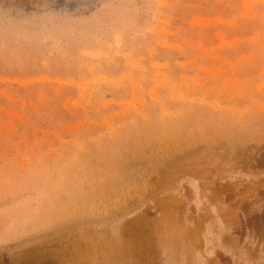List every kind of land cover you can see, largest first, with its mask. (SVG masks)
Listing matches in <instances>:
<instances>
[{
	"label": "rangeland",
	"instance_id": "374dc122",
	"mask_svg": "<svg viewBox=\"0 0 264 264\" xmlns=\"http://www.w3.org/2000/svg\"><path fill=\"white\" fill-rule=\"evenodd\" d=\"M0 264H264V0H0Z\"/></svg>",
	"mask_w": 264,
	"mask_h": 264
},
{
	"label": "bare ground",
	"instance_id": "6f19581e",
	"mask_svg": "<svg viewBox=\"0 0 264 264\" xmlns=\"http://www.w3.org/2000/svg\"><path fill=\"white\" fill-rule=\"evenodd\" d=\"M50 30H51V29H50ZM161 134H162V133H161ZM158 136H160V135H158ZM158 136H157V137H158ZM164 136H165V135H164ZM164 136H163V137H164ZM210 137H211V136H210ZM210 137H208V138H210ZM234 137L236 138V136H234ZM238 137H239V136H238ZM206 138H207V137H206ZM208 138H207V140H208ZM147 139H149V141H150V136H149V138H147ZM160 139H161V138H160ZM164 139H165V137L163 138V140H164ZM211 139H212V138H211ZM214 139H216V138H214ZM236 140H237V139H236ZM149 141H148V142H149ZM151 141H152V140H151ZM191 141H192V139H191ZM191 141H190V143H191ZM208 141H209V140H208ZM213 141H214V140H213ZM213 141H212V142H213ZM216 141H217V140H216ZM162 142H163V141H162ZM177 143H178V142H177ZM188 143H189V141H188ZM188 143H187V144H188ZM187 144H186V145H187ZM214 144H215V143H214ZM214 144H213V145H214ZM137 145H138V144H137ZM137 145H136V146H137ZM147 145H148V143H147ZM164 145H166V144H163V146H164ZM173 145H174V144H173ZM207 146H208V145H207ZM209 146H210V145H209ZM165 147H168V149L170 148L169 146H165ZM182 147H183V146H182ZM135 148H136V147H135ZM139 148H140V145H139ZM142 148H143V147H142ZM144 148H145V147H144ZM219 148H220V147H219ZM136 149H137V148H136ZM136 149H135V150H136ZM163 149H164V148H163ZM171 149H172V148H171ZM185 149H186V148H185ZM211 149H212V148H211ZM135 150H134V151H135ZM134 151H133V152H134ZM138 151H139V150H138ZM206 151H207V152L204 151V152H205V155H204V158H205V159H204V160L209 159V157H210V155H211L210 149H209V150H206ZM135 152H136V151H135ZM136 153H137V152H136ZM141 153H142V151H141ZM169 153H170V152H169ZM178 153H179V151H178ZM194 153H195V152H194ZM128 154H129V152H128V153H125V154H124L125 156L122 157L121 160H122V161L126 160V157L128 156ZM167 154H168V153H167ZM180 154H181V153H180ZM192 154H193V153H192ZM139 155H140V154H139ZM171 156L173 157V154H172V153H171ZM176 156H177V155H176ZM176 156H174V157H176ZM172 157H171V158H172ZM177 157H178V156H177ZM179 157H180V155H179ZM202 157H203V156H202ZM180 158H181V157H180ZM175 159L178 160V158H175ZM127 160H128V158H127ZM169 161H171V160H168V161H167V162H168L167 164H169ZM116 163H117V162H116ZM120 163H121V162H120ZM121 164H122V163H121ZM119 165H120V164H119ZM171 165H172V162H171ZM173 166H174V165H173ZM167 167L170 168L171 166H170V165H169V166L167 165ZM167 167H166V171L168 170ZM171 168H172V167H171ZM172 169H174V170L172 171V170L170 169V171H169L170 173L174 172L176 168L173 167ZM171 171H172V172H171ZM164 172H165V171H164ZM167 172H168V171H167ZM167 172H166V173H167ZM203 187H204V186H203ZM203 189H205V188H202V190H201L202 193H203ZM204 193H205V192H204ZM203 196H204V194H203ZM160 200H161V199H160ZM163 202H164V201H163ZM166 216H167V215H166ZM164 220H165L164 223H166L168 226H169V225L173 226V225L171 224V223H172L171 220L168 219V217H167V218H164ZM164 220H163V221H164ZM162 223H163V222H162ZM166 224H165V225H166ZM173 224H174V223H173ZM175 226H177L178 228L180 227V226H178V225H175ZM169 227H170V226H169ZM173 228H174V226H173ZM180 228H181V227H180ZM181 229H182V228H181ZM171 230H173V229H171ZM174 230H176V227H175ZM188 231H189V230H188L187 228H185V233L183 234V236H186V237H187V235L189 234ZM182 232H183V231H182ZM174 235H175V234H173V237H174ZM177 235H179V234H177ZM183 236H182V237H183ZM190 236H191V235H190ZM177 237H178V236H177ZM173 239H175V238H173ZM173 239H172V240H173ZM168 240H169V239H168ZM168 240H167V241H168ZM170 241H171V240H170Z\"/></svg>",
	"mask_w": 264,
	"mask_h": 264
}]
</instances>
